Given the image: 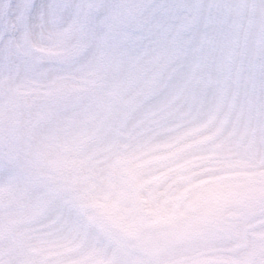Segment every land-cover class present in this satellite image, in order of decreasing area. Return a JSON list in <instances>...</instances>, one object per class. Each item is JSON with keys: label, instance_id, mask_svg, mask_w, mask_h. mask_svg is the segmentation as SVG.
I'll return each mask as SVG.
<instances>
[{"label": "clouds", "instance_id": "9594fccd", "mask_svg": "<svg viewBox=\"0 0 264 264\" xmlns=\"http://www.w3.org/2000/svg\"><path fill=\"white\" fill-rule=\"evenodd\" d=\"M0 264H264V0H0Z\"/></svg>", "mask_w": 264, "mask_h": 264}]
</instances>
